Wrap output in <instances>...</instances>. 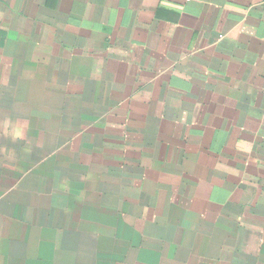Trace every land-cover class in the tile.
Returning <instances> with one entry per match:
<instances>
[{
    "label": "crops",
    "instance_id": "crops-1",
    "mask_svg": "<svg viewBox=\"0 0 264 264\" xmlns=\"http://www.w3.org/2000/svg\"><path fill=\"white\" fill-rule=\"evenodd\" d=\"M0 264H264V0H0Z\"/></svg>",
    "mask_w": 264,
    "mask_h": 264
},
{
    "label": "clouds",
    "instance_id": "clouds-1",
    "mask_svg": "<svg viewBox=\"0 0 264 264\" xmlns=\"http://www.w3.org/2000/svg\"><path fill=\"white\" fill-rule=\"evenodd\" d=\"M5 135L10 136L13 140H17L22 137L23 129L12 124L10 127L6 124Z\"/></svg>",
    "mask_w": 264,
    "mask_h": 264
}]
</instances>
